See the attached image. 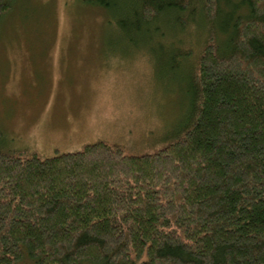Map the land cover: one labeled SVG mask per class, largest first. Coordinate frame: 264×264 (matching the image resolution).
<instances>
[{
    "label": "trees",
    "instance_id": "1",
    "mask_svg": "<svg viewBox=\"0 0 264 264\" xmlns=\"http://www.w3.org/2000/svg\"><path fill=\"white\" fill-rule=\"evenodd\" d=\"M82 2L125 40L172 34L193 60L190 110L143 155L97 142L45 158L0 134V264H264V0Z\"/></svg>",
    "mask_w": 264,
    "mask_h": 264
},
{
    "label": "rangeland",
    "instance_id": "2",
    "mask_svg": "<svg viewBox=\"0 0 264 264\" xmlns=\"http://www.w3.org/2000/svg\"><path fill=\"white\" fill-rule=\"evenodd\" d=\"M112 21L82 0H16L0 23L4 147L47 158L107 142L143 155L175 133L190 110L193 60L179 59L168 32L130 41Z\"/></svg>",
    "mask_w": 264,
    "mask_h": 264
}]
</instances>
